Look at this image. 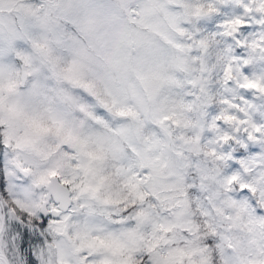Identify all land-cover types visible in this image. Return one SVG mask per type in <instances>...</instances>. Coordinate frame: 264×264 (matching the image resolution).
<instances>
[{"label": "snow or ice", "instance_id": "6c2138e0", "mask_svg": "<svg viewBox=\"0 0 264 264\" xmlns=\"http://www.w3.org/2000/svg\"><path fill=\"white\" fill-rule=\"evenodd\" d=\"M0 264H264V0H0Z\"/></svg>", "mask_w": 264, "mask_h": 264}]
</instances>
